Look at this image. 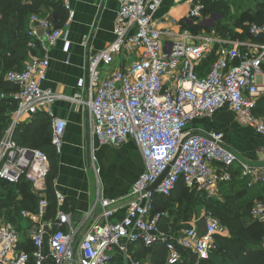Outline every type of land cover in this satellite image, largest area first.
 <instances>
[{
  "label": "built area",
  "instance_id": "1",
  "mask_svg": "<svg viewBox=\"0 0 264 264\" xmlns=\"http://www.w3.org/2000/svg\"><path fill=\"white\" fill-rule=\"evenodd\" d=\"M59 1L71 10V0ZM117 1L114 40L90 56L88 87L81 80L78 90L70 95L45 86L49 51L64 37V28L56 26L53 15L30 17L28 33L37 41L31 45L40 52L5 77L19 89L11 95L18 106L0 140V180L10 184L25 180L34 192L46 191L52 168L49 155L40 148L18 144L14 131L28 115L46 111L52 120V145L61 152L68 122L54 115L52 103L62 99L85 107L90 113L91 138L114 145L132 139L141 151L145 170L132 185L123 220L95 223L82 238L80 264H111L115 248L131 257V245L159 243L166 246L169 263L177 264L182 261V252L159 228L162 215L153 214L156 195L170 196L183 180L189 188L216 197L220 183L232 180L233 171L239 172L248 188H264V145L263 160L254 163L229 147L223 133L190 128L194 121L227 107L264 137V117L255 114L264 93V21L246 22L250 33L246 39L189 28L171 39L165 35L173 33L162 31L155 19L163 0ZM185 1L192 5L191 18L202 21L205 4ZM237 31L242 33V29ZM212 54L216 58L205 71L203 62ZM121 57L125 61L133 58L125 69L110 68ZM165 172L158 187L150 190ZM57 201L62 206L64 196L58 194ZM111 204L109 199L102 200L104 218L114 214ZM49 205V200L41 197L33 217L47 215ZM252 215L264 223V200L255 204ZM22 216L30 214L23 210ZM205 218L203 233L193 225L179 239L182 248L195 253L198 264L210 257L216 248V235L225 231L210 211H205ZM52 222V259L55 264H74L75 229L70 214L61 210ZM68 223L69 230H65ZM44 235L42 228L32 230L34 250L26 251L20 247L25 240L21 231L0 213V264H44ZM132 264L140 262L132 258Z\"/></svg>",
  "mask_w": 264,
  "mask_h": 264
},
{
  "label": "crops",
  "instance_id": "2",
  "mask_svg": "<svg viewBox=\"0 0 264 264\" xmlns=\"http://www.w3.org/2000/svg\"><path fill=\"white\" fill-rule=\"evenodd\" d=\"M223 1L228 2L230 0ZM241 1L245 2L246 0ZM71 5V10L65 12L67 15L66 23L61 26L64 28V37L49 51L50 67L48 79L45 82V86L51 88L55 93L69 95L78 90V83L81 80L85 82V87H88L85 72L88 40L91 35L94 36L90 49L91 56L105 49L114 40L115 20L119 10L117 0H71ZM191 9L192 5L185 0H163L155 19L162 31L169 30L173 33L165 35L166 38H177V35L185 28L195 29L194 26L198 25L197 22L201 20L191 18ZM40 10L44 16H57L52 7L42 5ZM202 21L201 25L207 28L208 21L205 20V16ZM206 28L194 31L209 33ZM210 29H212V32L216 28L212 27ZM216 34L220 36L218 31ZM132 58H126L125 61L121 57L110 68L125 69L129 66ZM206 61L203 62L205 71L209 69L211 64H207ZM263 82L264 78L262 79ZM51 107L57 118L66 119L68 122L64 134V144L61 152L55 150L53 154L52 170L54 173L53 179L51 178L48 181V190L36 193L28 182L38 199V203L34 211L27 207L26 211L29 212V217L22 216L23 211H21L18 218H16L17 224L14 225L21 231L25 238L24 241H28H26L27 248L30 245L31 231L42 228L45 232L43 251L47 256L44 264H55L49 246V238L55 229L51 224L59 211L67 212L70 214L71 224L75 229L76 261L74 264H80L81 251L79 244L92 225L101 222H119L126 216L127 205L132 198V185L139 175L144 172L145 163L140 149L132 139L121 145H114L110 143L100 144L97 139L91 138V161H88L84 134L88 109L62 99L55 100ZM37 113L45 114L51 121L52 127V120L46 111L38 110L28 115L24 121L30 122ZM190 128L195 132H221L224 134L225 143L242 158L254 163L263 160L264 137L257 133L245 118L238 116L227 107L218 110L213 115L194 121ZM220 191V187H218L216 198H220ZM58 194L64 196L65 202L61 206L57 201L58 210L55 212L56 214L49 207L47 215L35 219L33 216L38 210L40 198L46 197L51 206V198L54 197L57 200ZM248 195L251 197L256 196L255 203L262 201L264 200V188L256 186L248 192ZM5 196L6 192L0 189V199ZM22 199V194H19L16 198L18 202ZM103 199H109L112 202L111 208L115 210L109 218L102 216ZM198 213V217L196 215L190 223H178L167 232L168 240L176 244L179 251L182 252L183 264L199 263L193 251L186 250L179 245V239L191 226L196 225L200 233L204 232L205 209L202 207ZM69 226L68 223L64 229L69 230ZM159 244L162 245V243ZM144 249L142 244L137 245L130 257L120 249L115 248L112 264H132V258L135 257L140 259L142 264H155L151 253H145ZM167 260L169 261L168 250Z\"/></svg>",
  "mask_w": 264,
  "mask_h": 264
},
{
  "label": "trees",
  "instance_id": "3",
  "mask_svg": "<svg viewBox=\"0 0 264 264\" xmlns=\"http://www.w3.org/2000/svg\"><path fill=\"white\" fill-rule=\"evenodd\" d=\"M203 1L205 2L204 12L216 10L225 20L233 17L230 15L228 3L216 1L215 5L208 6V1ZM253 1L257 3L256 8L242 11L235 17L233 26L219 22V25H215L214 28L218 27V33L223 37L234 39L249 37L250 33L246 22L261 23L264 21V0ZM42 5L52 7L57 13L55 18L57 27L66 23L67 15L65 12L67 10L59 0H0V140L18 106L16 99L11 95L19 88L17 85L8 82L5 77L11 70L22 69L29 57L35 53L39 54L37 49L31 45L37 41L29 35L28 28L32 15L44 16L40 10ZM200 26L201 28L195 25L194 30L200 31L206 28ZM237 29H242V33L238 32ZM215 58V54H212L206 61L207 64L213 62ZM9 86H11L9 91H1ZM2 94L6 96L2 97ZM255 114L264 117V95L259 100ZM13 137L22 146L44 150L49 155L52 166L55 148L52 145L51 121L45 114L37 113L30 122L24 121L18 124ZM51 172L48 181L53 177L52 168ZM219 187L221 190L220 198L207 197L206 192L197 188L191 189L183 180H180L170 196L156 195L153 214L160 213L162 215L158 222L159 228L168 232L178 223H190L203 207L205 211H210L220 220L225 231L216 235V248L211 252L210 257L203 260L201 264H264V249L262 248L264 223L252 215L253 207L257 203H255L256 196L248 195L252 189L248 188L245 181L239 178L238 171H233L232 180L220 183ZM0 189L6 192V196L0 199V213L12 223L17 224L16 218L21 211L27 210V207L31 208L32 211L36 208L38 199L25 180H21L17 184L0 180ZM19 194L23 195L20 202L16 200ZM51 199L52 204L49 207L55 213L58 210L57 200L54 197ZM26 241H22L20 246L22 249L32 252L34 246L31 239L29 240V248H27ZM136 246V244L131 245L132 253ZM142 246L145 248V253H151L155 264H170L167 260V248L164 244H156L150 247ZM134 259L142 264L140 259L136 257ZM177 264H183V262L180 261Z\"/></svg>",
  "mask_w": 264,
  "mask_h": 264
},
{
  "label": "rangeland",
  "instance_id": "4",
  "mask_svg": "<svg viewBox=\"0 0 264 264\" xmlns=\"http://www.w3.org/2000/svg\"><path fill=\"white\" fill-rule=\"evenodd\" d=\"M201 1L205 4V2L203 0H201ZM207 1L209 3L208 6L215 5L216 1L217 2H221L222 1V2H225V3L229 2L228 4H231L230 5V12H231L230 15L233 16L232 18H228V19L225 20V19L222 18L220 12H218L216 10L214 12L213 11H211V12H209V11L204 12L203 11L204 12L203 13V17L205 16V20L208 21L207 28H209V29L206 28L207 29L206 31L209 32V33H212L211 32L212 29H210V28L215 27V25L218 26L219 22H222V23L225 22V23L229 24L230 26H233V24L235 23V17L236 16H238L242 11H245L246 9H249L250 7H253L252 9H255L256 8V4H257L253 0L252 1L251 0H246L245 2L241 1V0H232V1L230 0L228 2L227 1H223V0H221V1L220 0H216V1L215 0H207ZM202 23H203V21L197 22L198 27L201 28L200 25ZM215 30H216V33H217L218 27H216ZM34 55H37V53H35ZM9 89H11V86L6 87L5 89H2L1 91H9ZM261 93H262V96H263L264 93L263 92H261ZM176 207H178V205H176ZM173 209H175V208L173 207ZM196 215H197V213H196ZM197 217H198V215H197ZM186 224H188V222H186Z\"/></svg>",
  "mask_w": 264,
  "mask_h": 264
},
{
  "label": "water",
  "instance_id": "5",
  "mask_svg": "<svg viewBox=\"0 0 264 264\" xmlns=\"http://www.w3.org/2000/svg\"><path fill=\"white\" fill-rule=\"evenodd\" d=\"M103 8V5H102ZM94 36L91 35V37L88 40L87 49H86V65H85V72H86V85L89 84L90 81V52H91V45L93 41ZM89 112L86 114V122H85V128H84V134H85V141H86V155L88 158V161H91V136H90V120H89ZM167 172H165L151 187L150 190H155L158 185L161 183V181L166 176Z\"/></svg>",
  "mask_w": 264,
  "mask_h": 264
}]
</instances>
